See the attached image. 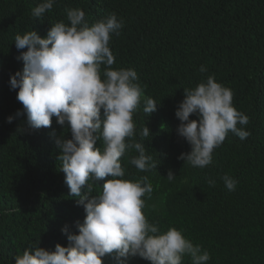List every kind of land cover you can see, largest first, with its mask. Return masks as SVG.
Wrapping results in <instances>:
<instances>
[{
	"label": "trees",
	"instance_id": "16d2710c",
	"mask_svg": "<svg viewBox=\"0 0 264 264\" xmlns=\"http://www.w3.org/2000/svg\"><path fill=\"white\" fill-rule=\"evenodd\" d=\"M42 2L0 0V264H15L30 246L66 247L62 228L78 234L76 224L86 215L77 204L80 197L69 194L57 159L55 140L71 139L68 125H57L53 117L50 127L31 129L26 115L16 116L23 106L18 89L10 90L8 83L23 68L17 57L27 51L15 47L14 37L31 30L46 38L54 23H68L66 8L82 9L89 26L110 13L124 22L109 42L112 67L135 70L144 89L133 114L134 136L125 143H143L157 166L137 170L130 160L139 153L128 147L120 159L122 179L148 177L152 192L142 197L148 222L160 232L181 231L210 254L207 264H264V0H55L52 10L37 19L32 10ZM201 65L207 72L199 71ZM209 75L232 91L233 107L249 118L243 128L250 136L240 140L229 132L213 150L212 163L198 168L178 159L191 147L177 134L175 111L184 89L206 82ZM145 98L158 103L149 116L143 111ZM9 116L12 123L6 122ZM144 126L148 138L142 135ZM96 147L103 150L102 140ZM169 171L173 181L166 179ZM224 175L238 181L234 191L225 188ZM108 179L93 184L90 197ZM102 261L117 264L114 254ZM127 264L150 262L130 257ZM183 264H192L191 258L185 256Z\"/></svg>",
	"mask_w": 264,
	"mask_h": 264
},
{
	"label": "clouds",
	"instance_id": "9594fccd",
	"mask_svg": "<svg viewBox=\"0 0 264 264\" xmlns=\"http://www.w3.org/2000/svg\"><path fill=\"white\" fill-rule=\"evenodd\" d=\"M54 2L43 0L32 10L33 17H43ZM65 12L68 23H54L46 38L31 30L14 37L15 47L27 51L17 57L23 61V68L10 75L8 83L10 90L18 89L16 98L23 106V113L17 111L16 116L26 115L31 129L50 127L53 117L57 125H68L71 139L61 136L55 140L60 150L57 159L69 194L80 197L77 204L83 206L86 215L76 224L78 234H68L67 226L62 228L67 235L66 247L57 244L54 251H47L30 246L14 258L15 264H103L106 254H114L117 264H127L130 257L150 264H183L185 256L192 264H207L210 254L194 246L181 231L170 227L160 232L148 222L142 211V197L152 192L148 177L135 182L122 179L125 170L120 159L128 147L139 153L130 160L137 170L149 172L157 166L145 154L143 143H125L134 136L133 114L144 89L135 70L112 67L115 57L109 42L113 34L120 35L123 20L110 13L89 26L82 9L66 8ZM199 71L205 73L207 68L201 65ZM232 97V91L217 83L213 75L195 88L184 89V99L175 111L180 121L176 131L191 151L178 159L205 168L229 132L240 140L250 136L243 128L249 118L233 107ZM157 105L154 99L145 98L143 111L149 116ZM193 114L198 120L189 119ZM13 119L9 116L6 122ZM142 135L149 137L145 126ZM101 140L102 151L96 147ZM105 177L111 179L104 182L98 195L90 197L93 184ZM166 179H175L171 171ZM221 179L229 192L235 190L236 179L228 175ZM207 182L215 186V180L209 178ZM83 188L86 191L81 196Z\"/></svg>",
	"mask_w": 264,
	"mask_h": 264
}]
</instances>
